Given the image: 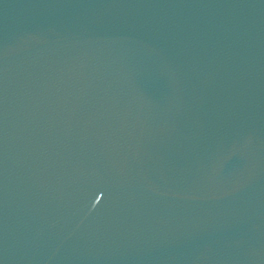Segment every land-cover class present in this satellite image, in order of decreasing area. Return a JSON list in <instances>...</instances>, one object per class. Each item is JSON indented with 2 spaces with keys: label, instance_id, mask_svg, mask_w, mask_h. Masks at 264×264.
<instances>
[{
  "label": "water",
  "instance_id": "1",
  "mask_svg": "<svg viewBox=\"0 0 264 264\" xmlns=\"http://www.w3.org/2000/svg\"><path fill=\"white\" fill-rule=\"evenodd\" d=\"M0 264H264V0H0Z\"/></svg>",
  "mask_w": 264,
  "mask_h": 264
}]
</instances>
